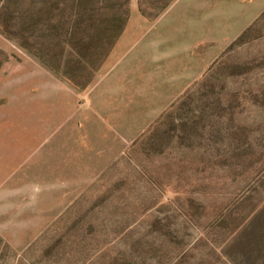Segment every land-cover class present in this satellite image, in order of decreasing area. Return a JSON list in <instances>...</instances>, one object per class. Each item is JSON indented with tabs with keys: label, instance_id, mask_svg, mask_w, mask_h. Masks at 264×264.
Masks as SVG:
<instances>
[{
	"label": "rangeland",
	"instance_id": "rangeland-1",
	"mask_svg": "<svg viewBox=\"0 0 264 264\" xmlns=\"http://www.w3.org/2000/svg\"><path fill=\"white\" fill-rule=\"evenodd\" d=\"M201 1L0 0V264H264V9ZM121 38L197 56L130 141L82 98Z\"/></svg>",
	"mask_w": 264,
	"mask_h": 264
},
{
	"label": "crops",
	"instance_id": "crops-1",
	"mask_svg": "<svg viewBox=\"0 0 264 264\" xmlns=\"http://www.w3.org/2000/svg\"><path fill=\"white\" fill-rule=\"evenodd\" d=\"M201 2L203 5L195 9L193 29L206 33L213 28L208 12L210 3ZM257 2H260L257 7L264 9L260 6L264 5L263 1ZM259 14L258 10L255 16ZM193 49L187 45L183 48L176 39L121 38L101 66L99 76L96 75L93 84L82 94L85 107L102 118L114 133L124 136L125 141L132 140L182 93V61L183 57L187 61L191 53L193 55ZM192 57L197 62L195 53ZM157 88L160 96H157Z\"/></svg>",
	"mask_w": 264,
	"mask_h": 264
},
{
	"label": "trees",
	"instance_id": "trees-1",
	"mask_svg": "<svg viewBox=\"0 0 264 264\" xmlns=\"http://www.w3.org/2000/svg\"><path fill=\"white\" fill-rule=\"evenodd\" d=\"M122 1H123V4L127 6V3H128L129 0H122Z\"/></svg>",
	"mask_w": 264,
	"mask_h": 264
}]
</instances>
